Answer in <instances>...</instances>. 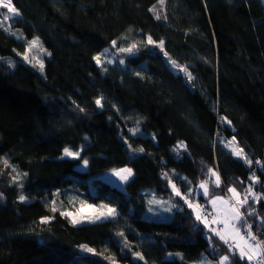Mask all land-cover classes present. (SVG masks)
I'll use <instances>...</instances> for the list:
<instances>
[{"label":"trees","instance_id":"16d2710c","mask_svg":"<svg viewBox=\"0 0 264 264\" xmlns=\"http://www.w3.org/2000/svg\"><path fill=\"white\" fill-rule=\"evenodd\" d=\"M12 2L18 16L4 21L0 8V264H250L183 197L209 206L213 221L210 198L232 202L228 189L242 195L253 174L264 196V1ZM36 37L43 52L26 60ZM105 50L114 64L96 63ZM233 137L261 164L233 155ZM181 142L186 150H174ZM65 147L80 157L63 156ZM126 166L123 188L96 176ZM150 194L168 205L159 223L170 231L137 228ZM101 204L116 210L111 231L86 240L72 214ZM241 212L264 240V199L250 197Z\"/></svg>","mask_w":264,"mask_h":264},{"label":"snow or ice","instance_id":"6c2138e0","mask_svg":"<svg viewBox=\"0 0 264 264\" xmlns=\"http://www.w3.org/2000/svg\"><path fill=\"white\" fill-rule=\"evenodd\" d=\"M160 5L162 6L164 4V0H159ZM0 8L3 9H7V14H3V20L7 21L9 19L12 18V16H18L19 12L18 9L16 7H14L12 0H0ZM150 11H152L154 14H156V18L159 19L160 16L158 13H156V7L153 6L151 9H149ZM9 14H12L11 16ZM147 41L149 44H155L156 42L153 41L152 37L149 36L147 38ZM29 47L27 51H31L32 48L37 47L40 44L39 38H33V40L29 41ZM113 45L116 44V41L112 42ZM163 45L164 42L163 40L159 41V47L161 48V50H163ZM135 48V45H132L128 48H121L118 49L121 52H132L133 49ZM41 51H43V49L41 48ZM107 51V50H105ZM104 54L100 53L98 54L96 57H94V59L96 60V63L98 65H102L103 64V60H102V56ZM165 55H167V53H165ZM24 59H28L27 54H25ZM38 63L40 64V69L41 71H43V63L42 61H38ZM121 63H123V61H121ZM173 67H179L181 71H184L187 76H188V80L191 82L193 81V77L191 75V73H189L187 71V67L186 66H178L176 65V63L173 61ZM137 75H139V73H137ZM95 103L97 104V106L102 107L103 103H102V98H98ZM133 133H135L137 131V129H133L132 130ZM229 144H235V137H233L232 141L229 142ZM180 148H184L186 150V145L183 144V142H181L180 144H178L176 146L177 150ZM179 154V153H178ZM232 154L243 159L244 162L248 165H252L253 163L255 164H261V161L257 160L255 162H253L251 159L248 158L247 154L245 153L243 148H239L234 147L232 149ZM63 155L66 157H72V158H79L80 157V151H72L70 148L65 147L64 151H63ZM84 165L86 166L88 164V161L85 159L83 160ZM5 164H7V161H5ZM209 174L215 177V185L216 187H219L221 184L220 181V177L219 174L217 172H215L213 169L209 168ZM113 174L119 176L121 181H128V179L133 175L132 170L131 169H120V170H113ZM167 175V174H165ZM250 180L252 181V184H250V186L246 189L245 194L243 195V198H241V194L238 193L236 191L235 188H229L228 191L230 193H232V198L234 199V203H232L230 200H224V198L222 197H215L214 199L211 200V203L213 204V206L215 207L217 202H221L223 204L228 205V207L223 210V218H220L219 216L214 219L212 221V223H218V224H223L224 227L221 228L220 230H213L215 231V234L217 236L220 237V239L222 241H224L225 243H228V237L231 236V238L233 240H239L241 243H237L235 245V249L239 250V257L241 260H247L248 262H253L255 261L256 264H264V240H261L257 237L256 234H254L251 231V226L246 224L245 221V227L247 228V232L246 235H241L240 234V229L238 227H236V222L237 221H242L244 220V213L241 212V207L244 205L248 204L249 198L251 197L254 200H258V199H264V196H260L259 194L253 192L252 190V185H254L257 181L258 178L253 174L250 177ZM169 184L172 187L173 193L177 196H180L181 193L180 191L176 188L175 184H173L171 182V180H169ZM199 187L202 188L204 190V195L208 196L209 193V188H208V182L207 181H202L199 184ZM186 201V203H188V206L190 208H193V211L196 212L197 208H201V205H193L191 202H189L187 200V197H183ZM20 199L23 201L25 199L24 196H20ZM158 201L155 200H150L149 204L152 203H157ZM92 207V206H89ZM103 208H106L107 211L106 212H101L99 215H96L94 217V219L96 220H100L102 218H106V217H111V216H115L116 210L114 208L108 207L107 205H103L101 206ZM151 211V208L149 209ZM170 210V209H168ZM53 211H55V208H53ZM255 209H250L249 210V214L254 213ZM63 214V213H62ZM68 215H71L70 213ZM43 220H47L48 218H42ZM196 219L205 223V227L209 226L208 221L201 216V214L199 212H196ZM73 223H78V221L76 219H73L72 221ZM120 235H123L122 233ZM229 249L233 250V246L229 245ZM88 251H91V249H87ZM137 255H139L137 253ZM229 256H222L220 258L219 264H227V262L229 261Z\"/></svg>","mask_w":264,"mask_h":264},{"label":"rangeland","instance_id":"374dc122","mask_svg":"<svg viewBox=\"0 0 264 264\" xmlns=\"http://www.w3.org/2000/svg\"><path fill=\"white\" fill-rule=\"evenodd\" d=\"M31 40H33V39H31ZM136 43L141 44L142 43L141 39H137ZM28 47H29V44H28L27 49L25 50L26 52L24 54H27V52L28 53L30 52L34 56L35 59L36 58L38 59L39 55L41 54L40 52H43V51H41V48L39 46L32 48L31 51H27ZM44 50H45V48H44ZM47 51L48 50H46V52ZM118 52H121V51L118 50ZM103 54L104 55L102 56V60H103L102 65L114 64L115 60L118 59L114 54L111 53L110 50L105 51ZM42 63L44 65V61H42ZM230 147L233 149L235 146H234V144H230ZM79 164L84 165L83 161H81ZM120 169H131V168L126 166V167H121ZM120 169H112L110 171H104V172L99 173L96 176L98 178L100 177L101 179L105 180L106 182H109V183L114 184L115 186H118L119 188H123L124 187L123 184L125 183V181H121L119 176L113 174V170H120ZM132 173H133V171H132ZM215 197H222V198H224V200H230L229 198L225 197L224 195L218 194V195H213L210 198V202ZM231 197H232V195H231ZM150 200H155L158 202L149 204V209L151 208V211L147 208V212L144 215V218L137 222V228L140 231H145V230H149V231L151 230L153 232H155V231H162V232L170 231L169 226H167L163 223H159V221H161L160 218H163L162 214L165 212L166 209H168V205H166V203L161 198L156 197L155 195H152V194H150ZM90 206H92V207L85 208L86 210L72 214L73 219H76L78 221V223H76V224L79 228L78 229L79 233L81 235H83L84 239H86V240L91 239L92 237H94L96 235L108 234L111 231V229H110L111 225H110V220H109L110 218L109 217L102 218L100 220L94 219V217L96 215H99L101 212L107 211L106 208L101 207V206H103V204H101L100 206H93V205H90ZM227 207H228V205L223 204L221 202H217V204L215 206V211L217 213L216 218L218 216L220 218H223V210H225ZM153 219H155V221H152ZM239 222L240 221L236 222V227H238L240 229L241 235H246L247 228L245 227L244 220L241 221V223H242L241 228L238 226ZM208 223L212 228H214L213 230L218 231L219 228L221 229L224 227L223 224L219 225L217 223H212V221H208ZM228 241H230L229 242L230 245L233 246L232 251L239 255V250L235 249V245L237 243H241V242L239 240H233L231 238V236L228 237ZM219 261H218V264H219ZM199 264H215V263L212 260H207V261H202ZM227 264H228V262H227Z\"/></svg>","mask_w":264,"mask_h":264},{"label":"built area","instance_id":"2783aa9c","mask_svg":"<svg viewBox=\"0 0 264 264\" xmlns=\"http://www.w3.org/2000/svg\"><path fill=\"white\" fill-rule=\"evenodd\" d=\"M176 187H178L177 185H175ZM245 193H243L242 195H241V198H243V195H244ZM187 197V200L189 201V202H191V200H192V196H190V195H187L186 196ZM232 198V197H231ZM250 199V198H249ZM232 202L234 203L235 201H234V199L232 198ZM198 210L200 211V214H202V215H204L206 218H207V221H210L212 218V215H213V211H212V209L209 207V206H207L206 208H203V207H201V208H198ZM247 225H250L249 223H247ZM251 226V225H250ZM251 231L253 232V230H252V227H251ZM246 232H247V230H246ZM252 264H256V262L255 261H253L252 262Z\"/></svg>","mask_w":264,"mask_h":264},{"label":"water","instance_id":"95a60500","mask_svg":"<svg viewBox=\"0 0 264 264\" xmlns=\"http://www.w3.org/2000/svg\"><path fill=\"white\" fill-rule=\"evenodd\" d=\"M78 169L81 171L82 170V167L81 166H78Z\"/></svg>","mask_w":264,"mask_h":264}]
</instances>
